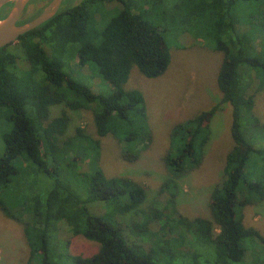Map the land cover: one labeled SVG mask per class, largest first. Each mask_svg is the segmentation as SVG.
<instances>
[{
    "label": "trees",
    "instance_id": "trees-1",
    "mask_svg": "<svg viewBox=\"0 0 264 264\" xmlns=\"http://www.w3.org/2000/svg\"><path fill=\"white\" fill-rule=\"evenodd\" d=\"M162 1L71 0L52 18L16 40L28 69L20 67L18 53L10 49L16 41L0 48V108L5 109L12 125L3 135L5 152L0 156V188L7 187L17 174L15 161L19 156L32 161L39 171L54 180V186L44 198L34 199L32 210H28L31 219L24 221L31 249L27 264L40 252L44 254L41 264H60L52 258V247L62 222L74 235L100 243L98 252L91 256L69 252L73 264L156 263L158 250H146L141 244L130 243L119 219L120 215L139 209L146 200L147 188L128 176H107L98 159L101 138L110 133L122 144V155L128 161L136 160L140 156V144L151 139L144 93L139 89L127 90L124 85L134 66L146 77L156 78L171 63V48L164 31L151 20L146 7L153 8ZM241 1L249 0H179L176 5L184 8L186 20L204 21V36L211 37L215 49L224 54L217 76L222 98L211 108L174 126L170 147L163 158L170 173L163 186L170 195L168 204L164 209L151 210L141 223L132 227L135 234L143 235L155 219L163 220L166 209L176 213L178 179L203 161L211 137L210 123L221 105L229 102L233 107L234 145L226 158V180L214 188L210 197L213 218L188 219L180 215L178 219H171L174 223L162 222V231L167 223L171 231L175 228L183 231L173 238L176 244H182L186 232L193 238L190 246L212 242L215 264L245 261V239L260 237V233L245 225L243 208L264 201V177H247L250 162L264 160V146L252 144L242 129L243 116L264 129V122L254 116L255 93L250 92L251 82L257 91L264 89V59L255 39L237 25ZM111 3L118 6L109 8ZM13 4L2 7L0 19ZM3 11L6 13L2 15ZM261 21L260 30L264 31V15ZM76 58L81 66L95 63L112 91L96 92L78 79L76 76L81 71L71 64ZM244 63L252 72L248 79L240 71ZM59 105L63 107L61 113L52 117L53 108ZM70 109H93L98 137L78 126L72 139H64L71 120ZM135 125L138 127L134 130ZM73 141L74 187L62 177L61 169L64 160L68 166ZM85 158H89V168L81 170L79 162ZM96 202L107 203L110 210L103 214L92 212L90 206ZM0 207L9 217L19 218L1 197ZM182 245H186V240ZM184 252L169 253V257L166 254V260L183 259L190 253ZM247 264H264V256H255Z\"/></svg>",
    "mask_w": 264,
    "mask_h": 264
},
{
    "label": "rangeland",
    "instance_id": "rangeland-1",
    "mask_svg": "<svg viewBox=\"0 0 264 264\" xmlns=\"http://www.w3.org/2000/svg\"><path fill=\"white\" fill-rule=\"evenodd\" d=\"M70 1L64 0L61 7ZM178 2L179 0H163L153 8L146 6L149 9L151 20L164 31L165 38L170 45L171 63L168 69L159 77L149 78L143 75L137 66H134L124 85L127 90L139 89L144 93L151 139L144 140L140 144L138 147L140 156L136 160L128 161L122 155V144L110 133L101 138L102 148L98 161L107 176H128L147 188L146 200L139 209L119 217L130 243L141 244L146 250H158L155 253V264H215L216 251L212 242L193 243L190 246L193 238L189 232H186L183 239V242L186 240V245H182L183 242L176 244L173 238H177L183 231L176 228L171 231L168 223L162 231V222L172 221L173 217L178 219L180 215L188 219L213 218L210 197L214 188L226 180L224 173L226 158L234 145L231 135L233 107L229 102L221 105L210 123L211 137L206 146L203 161L187 175L178 179L176 213L171 214L170 210L166 209L163 220L155 219L143 235L135 234L132 229L135 223H141L144 220L148 212L156 208L164 209L168 204L170 195L167 190L163 189V186L170 177V173L163 158L170 147V137L174 126L202 110L211 108L222 98L217 76L224 54L215 49V41L211 37L204 36V21L186 20L184 8L176 7ZM47 3V0H35L28 3L18 23L22 24V21L36 17ZM115 6L118 5L115 3L108 5L109 8ZM238 10V27L243 32H247L249 37L255 39L256 48L264 59V31L260 30L263 27L261 17L264 15V0L241 1ZM6 11L1 14L3 15ZM252 19L254 21H251ZM10 49L18 53L20 67L28 69L29 65L22 58L23 52L19 49V43L14 42ZM71 64L73 68L81 71V75L76 77L91 86L94 91L103 93L112 91L111 84L100 76L95 63L81 66L76 58L72 59ZM240 71L247 79L252 74L249 72L251 70L248 64L245 63L241 65ZM250 92L255 93L254 116L264 122V89L257 91L254 82H251ZM62 108L61 105L54 107L52 117L59 115ZM4 110L0 108V156L5 152L3 135L12 126ZM70 115L71 120L63 136L64 139H72L78 126L98 137L93 109L75 111L70 109ZM246 117L243 116L242 119L245 136L255 146H264V129ZM137 127L135 125L132 129L135 130ZM72 143L73 146L67 157V165L71 168L66 166L64 160L61 169L62 177L74 187V184L76 185L74 141ZM89 156H91L90 153ZM89 158L79 162L81 170H88ZM251 162L247 169V177L249 179L264 177V160L261 163ZM15 164L18 172L7 187L0 188V197L14 215H19V218L9 217L0 207V264L28 263L31 249L25 234L24 221L31 219L29 211L32 210L34 199L44 198L54 186V180L39 171L37 165L25 159L24 156H19ZM106 204L105 202L92 203L90 209L96 214H103L110 210ZM243 212L245 225L257 229L260 237L245 239L247 247L245 261L233 264H247L255 256L258 258L264 256V201L246 205ZM66 243L67 247H65ZM52 248L53 260L60 264H73L68 257L69 252L91 256L98 252L100 243L89 240L83 235H74L69 226L62 222L59 224L57 241L53 242ZM178 251L184 254H186L184 251H190V253L183 259L168 258L166 260V254L169 257L170 254ZM43 255V252L38 253L30 264H41ZM161 256L162 261H160Z\"/></svg>",
    "mask_w": 264,
    "mask_h": 264
},
{
    "label": "water",
    "instance_id": "water-1",
    "mask_svg": "<svg viewBox=\"0 0 264 264\" xmlns=\"http://www.w3.org/2000/svg\"><path fill=\"white\" fill-rule=\"evenodd\" d=\"M31 1L33 0H0V9L7 3L14 2L8 14L0 19V48L13 43L22 34L35 29L52 18L60 10L64 0H51L36 17L19 24L18 21Z\"/></svg>",
    "mask_w": 264,
    "mask_h": 264
},
{
    "label": "flooded vegetation",
    "instance_id": "flooded-vegetation-1",
    "mask_svg": "<svg viewBox=\"0 0 264 264\" xmlns=\"http://www.w3.org/2000/svg\"><path fill=\"white\" fill-rule=\"evenodd\" d=\"M48 4V3H47Z\"/></svg>",
    "mask_w": 264,
    "mask_h": 264
}]
</instances>
